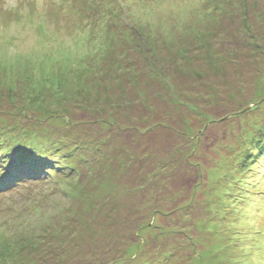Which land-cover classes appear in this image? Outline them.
<instances>
[{
	"label": "rangeland",
	"instance_id": "rangeland-1",
	"mask_svg": "<svg viewBox=\"0 0 264 264\" xmlns=\"http://www.w3.org/2000/svg\"><path fill=\"white\" fill-rule=\"evenodd\" d=\"M218 3L0 0V48L36 64L33 83L10 79L0 55V140L59 159L41 183L0 191V264H111L128 247L129 264H264V147L246 136L264 119L250 111L264 97V0ZM81 142L71 161L65 146ZM122 200L107 252L102 213Z\"/></svg>",
	"mask_w": 264,
	"mask_h": 264
},
{
	"label": "trees",
	"instance_id": "trees-1",
	"mask_svg": "<svg viewBox=\"0 0 264 264\" xmlns=\"http://www.w3.org/2000/svg\"><path fill=\"white\" fill-rule=\"evenodd\" d=\"M219 1H222V0H207L208 3L214 2L213 5L215 7H218V5L220 4V3H218ZM207 7H209V6L207 5ZM208 14H210V12H208ZM208 14L207 15L204 14V17L207 19V21H210L211 19L214 20V15H211L210 16ZM246 14H247V12H246ZM246 16H244L245 20H247V17ZM261 18H263V16H261ZM185 23H187V22H185ZM210 30H212V29H210ZM200 34H201V32H200ZM200 34H199V36H200ZM209 36H210V33L208 35H206V36H205V34H201V36L198 37V39L199 40L206 39ZM253 38H254V41L256 42L257 41V38H255V37H253ZM116 41H117V39H116ZM100 49H101V46L98 49L99 52L104 50L103 47H102V50H100ZM2 50L3 49L0 48V55H1V53H3L5 55V58L2 60V62L6 63V65H8L6 67L9 70H7V68L4 67L7 70L6 71V74L8 75V78L13 79V78H19V77H21V78H23L24 80H26L28 82L35 81L34 79H32L31 74H29V76L28 75L25 76V74H24V71L25 70L32 69V68L36 67V64L35 63L34 64H31V65H26V67H25V64L22 62L23 60L22 61H21V59L20 60H17V58L11 57V56H9V58H7L6 56H8V53L6 52V50H3V51ZM88 52H89L88 56L85 55V57H84L83 55H81V57L83 56L81 58V61L84 60L85 58H88L87 61H89V62L91 61V64L90 65L94 66L95 61H96V55L97 54L94 51L91 53L88 50ZM102 54H103V56H101V59H104V58L108 57V54L106 52H104ZM63 59H64V57L61 56V57L57 58L55 61L62 62ZM86 64L87 63H85V65ZM90 65L88 64V67H85V68H82V66H83L82 65V66H80V69H85V71H87V69L88 70L89 69H92ZM21 66H24V67H21ZM16 67H19V68L21 67V69H23V71L21 70V71L17 72V71H15L16 69H12V68H16ZM70 69H72V71H77L78 67L73 66ZM262 79H264V76H263ZM4 83L6 84L7 82L4 81ZM262 83H264V81ZM78 85H81V84H78ZM78 85H77V87H78ZM90 93L92 95V91ZM261 93H263V90H261ZM259 99L260 98H258V100ZM253 104H252L253 107L250 110L251 112L252 111H260V110L263 111L264 110L263 109L264 108V97H263V100L261 102H259V104L258 103H253ZM24 108H25V106L22 107L21 110L18 111L17 114H15V115H10V116H7V117L4 116V127L5 128L7 127L6 126V124L8 122L7 120L10 119V118H14L12 120V122L13 121L19 122V120L16 119V117L19 116V115L20 116H23L25 119H27V117L29 116L27 114L29 107H27L26 109H24ZM64 120H66L67 122H70V123L72 122L71 119L68 120V118L66 116H64ZM206 120L207 121H210L209 123H213V121H211L209 118H207ZM110 122L111 121L109 120L108 123L106 122V124H108V125L111 126L112 124ZM262 122H263V125L261 124L260 126H257V130L254 133V136L255 137L252 136V135H249V134L246 135L248 137V140L249 141L252 140L251 144L249 143L250 150L251 149H254V151H257L258 148L260 149L262 146L264 147V119L262 120ZM114 125H115V122H114ZM43 126L46 129H50L49 127L53 126V128L55 129V131L58 132V133H61V134H64V132H65L64 131V127H65L64 124L60 123L59 121L53 122V121L47 119L46 123H43ZM116 126H118V124H116ZM113 128H115V127L112 126L111 129H113ZM13 129H14L13 127H9V128H7V129L4 130V133L5 132H8V131H12ZM149 129H152V128H150V126H149ZM120 131L121 132L122 131L129 132V130H127V129L120 130ZM136 131L138 132V135L141 136V137L145 136L146 135V132H148V131H144L142 129L141 130H139V129L137 130L136 129ZM109 133L112 135V134L115 133V130H113V131H110L109 130ZM198 133L199 132H197V134ZM61 138H63V137H61ZM115 139H118V136H116ZM244 139H246V138L245 137L240 138L238 143L239 144H242V145H247L248 143L243 142ZM64 141H67L68 144H72L73 143L72 140H70L69 138H65V136H64ZM100 141H102V139H100ZM100 141H98V142H100ZM105 141L107 142V138H106ZM257 142H258V145L256 144ZM75 144H79V140H76L75 141ZM84 146L85 145L82 143L81 146H79L80 148L79 147H76L74 149V145H73V147L71 145L70 148H73V150H71V151L69 150L68 146H65L64 151L66 150L65 151V153L67 155L66 157L68 159H70L71 161L74 160V161H81L82 162V155L81 156H78L77 154L79 153L80 149L82 147H84ZM48 147H49V145H40L38 147L35 146V145H27V144L21 143L19 141L18 142H14V143H5L2 140H0V160H3V168H2L3 169V172L0 173V191L4 192V191H7V190L15 189L18 184H27V183H33V182H35V183H41L40 180H44L46 177L48 178L49 177L48 173L52 170V168L55 165V163L59 160V159H55L54 158L56 156H53L51 150H49ZM124 147L125 146H123V148ZM115 149H118V146H115V143H114L111 146V153H113L112 151L115 150ZM124 150L126 151L125 148H124ZM122 151L123 150L118 151V154H120L121 156H123V159H124V154H123ZM19 156H25V157H27L29 159H36V160L39 161V165L37 167L26 166V167L18 168L14 164V161ZM125 161H127V160H125ZM64 170H65V168H64ZM105 178L106 177H104L102 179V183H108L107 180L105 181ZM63 179H65V178H63ZM52 192H55V188H54V190ZM57 192H62L61 188ZM57 192H55V193H57ZM113 193H115V192H113ZM115 194H118V193L116 192ZM122 202H126V201L125 200L119 201V202H117L118 206L116 205L113 209L108 210L107 213H105V212L102 213V216L105 218V220L107 221V223H108L109 226H108V230L105 232V234H102V237L103 238L100 239V240H102V241L103 240L104 241H107V239L108 240H111V236H112V233L114 231V227H116L115 226V223L118 222L117 216L121 215L119 212H126L125 211L126 207H122ZM121 208H124V210H121ZM61 209L62 210L63 209L65 210V207L64 208H61ZM118 210H120V211H118ZM66 212H68V210H66ZM70 213L72 214V216L74 218V214L72 212H70ZM63 219L64 220L62 221V223L63 224H66V226H64V231H67L66 234H69L71 232V229H70L71 216L66 215V216L63 217ZM95 230H96V228L94 229V234H95ZM71 234H73V232H71ZM96 237L98 239L100 238L98 235L95 234V239H96ZM31 242L32 243H30V244L28 243L27 244L28 249H30L31 247H33V246L36 245L35 242H33V241H31ZM106 244H107V247H108L107 248V252H109V249H110V251L115 250L114 253H117V251H116L117 250V248H116L117 247V242L114 243L116 246L109 245L110 243H108V241L106 242ZM21 254H24V253H21ZM135 255H136V249L134 250L133 248H131V247L129 248L128 247L122 253H120L119 255L115 256L114 259L115 258H118V259L115 260V261H113V262H111V264H117V263L129 264L132 261L133 256H135ZM40 262H41L40 256H36L35 258H32L30 260V263L31 264H33V263L40 264ZM7 263H8V261H7ZM7 263H5V264H7Z\"/></svg>",
	"mask_w": 264,
	"mask_h": 264
},
{
	"label": "snow or ice",
	"instance_id": "snow-or-ice-1",
	"mask_svg": "<svg viewBox=\"0 0 264 264\" xmlns=\"http://www.w3.org/2000/svg\"><path fill=\"white\" fill-rule=\"evenodd\" d=\"M14 164L18 168H22L26 166L37 167L39 165V161L36 159H29L25 156H19L14 161ZM0 168H3V160H0Z\"/></svg>",
	"mask_w": 264,
	"mask_h": 264
},
{
	"label": "bare ground",
	"instance_id": "bare-ground-1",
	"mask_svg": "<svg viewBox=\"0 0 264 264\" xmlns=\"http://www.w3.org/2000/svg\"><path fill=\"white\" fill-rule=\"evenodd\" d=\"M257 176V175H256ZM221 260V259H220Z\"/></svg>",
	"mask_w": 264,
	"mask_h": 264
}]
</instances>
